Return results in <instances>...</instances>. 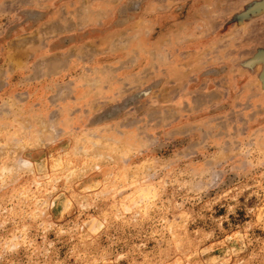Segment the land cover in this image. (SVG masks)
<instances>
[{
	"label": "rangeland",
	"instance_id": "374dc122",
	"mask_svg": "<svg viewBox=\"0 0 264 264\" xmlns=\"http://www.w3.org/2000/svg\"><path fill=\"white\" fill-rule=\"evenodd\" d=\"M0 264H264V0H0Z\"/></svg>",
	"mask_w": 264,
	"mask_h": 264
}]
</instances>
